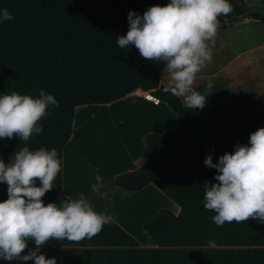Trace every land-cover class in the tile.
<instances>
[{
	"label": "trees",
	"instance_id": "1",
	"mask_svg": "<svg viewBox=\"0 0 264 264\" xmlns=\"http://www.w3.org/2000/svg\"><path fill=\"white\" fill-rule=\"evenodd\" d=\"M169 2L0 0V9L13 16L0 23V95L16 91L37 98L43 89L59 102L48 108L39 122L43 131L29 141L0 139L5 164L25 146L55 148L62 163L76 108L109 105L136 90L148 92L175 116L171 131L145 137L143 164L112 179L113 187L128 193L151 185L177 208L175 214L160 209L141 222L152 247H139L112 221L91 239L50 240L43 247H60V264H264V223L249 219L218 227L212 220L215 213L203 206V185L216 183L217 174L204 164L205 157L211 154L216 163L225 152H234L236 144L246 145L243 136L164 93L159 84L162 62L142 58L135 46L121 49L117 44L128 30L129 11L142 16L149 7ZM228 2L234 11L218 17V30L238 16L264 26L263 13L248 14L243 0ZM259 4L264 9V0ZM7 198V185L0 183V201ZM66 199L60 171L42 200L60 205ZM27 247L36 246L29 240Z\"/></svg>",
	"mask_w": 264,
	"mask_h": 264
},
{
	"label": "clouds",
	"instance_id": "2",
	"mask_svg": "<svg viewBox=\"0 0 264 264\" xmlns=\"http://www.w3.org/2000/svg\"><path fill=\"white\" fill-rule=\"evenodd\" d=\"M233 11L228 0H170L149 7L142 16L129 11L128 30L117 37V44L121 49L135 46L142 58L162 62L170 76L163 92L183 97L188 109H202L206 96L193 85L197 73L212 60L209 42L215 41L218 17ZM12 19L7 9H0V23ZM212 86L209 80L206 90ZM50 106L58 107L59 102L43 89L37 98L16 91L0 95V139L15 136L27 142L40 134L39 122ZM234 147L216 163L211 154L205 157L204 164L217 174L216 183L203 185V206L215 213L212 220L218 227L249 219L264 223V127L249 134L248 144ZM61 167L55 148L25 146L7 164L0 159V183H6L8 196L0 201V259L56 264L55 258L40 252L50 240L91 239L112 222V216L94 211L83 194L60 205L44 204L42 197L53 189ZM29 240L36 247L23 254Z\"/></svg>",
	"mask_w": 264,
	"mask_h": 264
},
{
	"label": "crops",
	"instance_id": "3",
	"mask_svg": "<svg viewBox=\"0 0 264 264\" xmlns=\"http://www.w3.org/2000/svg\"><path fill=\"white\" fill-rule=\"evenodd\" d=\"M209 47L212 60L197 73L193 85L206 96L205 106L199 110L218 126L239 132L248 144L249 134L264 127V26L238 16L225 30H218ZM209 80L213 86L206 90ZM169 82L164 66L159 84L166 87ZM149 97L148 92L136 90L109 105L76 108L61 163L64 197L78 199L83 194L94 211L112 216V221L141 248L152 247L140 230L141 222L162 209L157 208L158 200L173 203L151 185L128 193L113 187L112 179L143 164L148 134L165 133L175 126L169 109ZM177 98L186 106L183 97ZM101 133L104 137L100 138ZM128 218L135 220L131 223ZM135 225L147 240L137 239ZM47 248L53 247L41 249Z\"/></svg>",
	"mask_w": 264,
	"mask_h": 264
},
{
	"label": "rangeland",
	"instance_id": "4",
	"mask_svg": "<svg viewBox=\"0 0 264 264\" xmlns=\"http://www.w3.org/2000/svg\"><path fill=\"white\" fill-rule=\"evenodd\" d=\"M255 9H259L261 12H264V9H262V7H261V5L259 3H255L252 7L249 8V10H255ZM76 130H77V126H76ZM101 137H104L103 133H101L100 138ZM105 161H106V159H105ZM95 166H98V165H95ZM162 200H163L162 202L159 201V200L156 202V205H157V208L158 209H160V208L167 209V210H169L173 214L176 213V207H175V205L169 203L165 199H162ZM164 201L166 202V206L164 205ZM128 220L129 221H132L131 223H133L134 222L133 220H135V218H128ZM135 227H136L135 229L137 231L136 233L139 236V237H137V239L138 238H145L147 240V238L140 232V230L137 229V226L136 225H135ZM27 252L28 251H24L23 254H27ZM40 252L43 253L46 256V258H55L56 264H60V252H61V249L59 247L41 249ZM0 264H34V262L31 261V260L25 262V261H18V260H16V261H5V260L1 259L0 260Z\"/></svg>",
	"mask_w": 264,
	"mask_h": 264
},
{
	"label": "water",
	"instance_id": "5",
	"mask_svg": "<svg viewBox=\"0 0 264 264\" xmlns=\"http://www.w3.org/2000/svg\"><path fill=\"white\" fill-rule=\"evenodd\" d=\"M260 2L261 0H243L242 8L246 10L248 14L255 12H260L264 14V12H261L259 9L249 10V8L252 7L255 3H260Z\"/></svg>",
	"mask_w": 264,
	"mask_h": 264
},
{
	"label": "bare ground",
	"instance_id": "6",
	"mask_svg": "<svg viewBox=\"0 0 264 264\" xmlns=\"http://www.w3.org/2000/svg\"><path fill=\"white\" fill-rule=\"evenodd\" d=\"M145 98H148V97H147V94L145 95Z\"/></svg>",
	"mask_w": 264,
	"mask_h": 264
},
{
	"label": "built area",
	"instance_id": "7",
	"mask_svg": "<svg viewBox=\"0 0 264 264\" xmlns=\"http://www.w3.org/2000/svg\"><path fill=\"white\" fill-rule=\"evenodd\" d=\"M154 102H157L156 100H154Z\"/></svg>",
	"mask_w": 264,
	"mask_h": 264
}]
</instances>
